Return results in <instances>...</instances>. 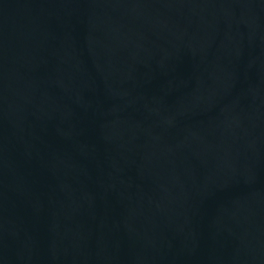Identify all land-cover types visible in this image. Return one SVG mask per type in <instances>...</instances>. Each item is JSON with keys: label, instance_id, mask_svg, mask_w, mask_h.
Returning a JSON list of instances; mask_svg holds the SVG:
<instances>
[{"label": "water", "instance_id": "water-1", "mask_svg": "<svg viewBox=\"0 0 264 264\" xmlns=\"http://www.w3.org/2000/svg\"><path fill=\"white\" fill-rule=\"evenodd\" d=\"M0 264H264V0H0Z\"/></svg>", "mask_w": 264, "mask_h": 264}]
</instances>
